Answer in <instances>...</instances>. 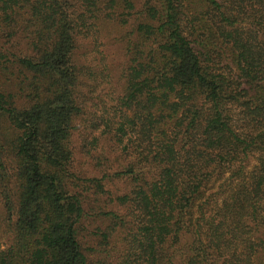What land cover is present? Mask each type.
<instances>
[{
  "label": "trees",
  "instance_id": "16d2710c",
  "mask_svg": "<svg viewBox=\"0 0 264 264\" xmlns=\"http://www.w3.org/2000/svg\"><path fill=\"white\" fill-rule=\"evenodd\" d=\"M1 74L0 264H264V0H0Z\"/></svg>",
  "mask_w": 264,
  "mask_h": 264
},
{
  "label": "rangeland",
  "instance_id": "374dc122",
  "mask_svg": "<svg viewBox=\"0 0 264 264\" xmlns=\"http://www.w3.org/2000/svg\"><path fill=\"white\" fill-rule=\"evenodd\" d=\"M119 32H117V30H113V33L111 35L110 38H103L99 43L101 44L100 49L95 50L93 48V46H88V57H87V61L89 63H96L94 62L95 58H102V56H104L105 58L102 59L104 60V64H109L110 68L109 70L112 71V76H114V81L115 86H118L121 84L122 82V78H121V64L123 61V56L122 53L120 52V48H121V42L119 41ZM116 38H118V40L116 41ZM115 41V42H114ZM99 52H102L103 54H100ZM108 70V71H109ZM107 74V73H106ZM119 87V86H118ZM0 88L8 90L9 92L15 93L16 89L14 88V86L7 80V76L6 75H0ZM109 87L106 89V91H108ZM110 92V90H109ZM112 97H114V95H112ZM116 187H120L122 188V190L127 189L128 185L124 182H119L116 184ZM111 190L114 191V187L110 186ZM120 212H122V210H120ZM119 230V229H118ZM84 236H86L85 238V242L87 243V247H92L95 246L93 237L90 236V234L88 232H84L83 233ZM122 237V232H118L115 233L114 237H113V242L114 245H116V251H118L121 247L120 244V239ZM88 254H92V252H88ZM93 255V254H92ZM95 255V254H94ZM98 261V260H96Z\"/></svg>",
  "mask_w": 264,
  "mask_h": 264
}]
</instances>
